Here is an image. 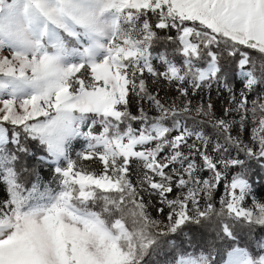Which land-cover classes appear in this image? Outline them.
Here are the masks:
<instances>
[{"label": "snow or ice", "instance_id": "6c2138e0", "mask_svg": "<svg viewBox=\"0 0 264 264\" xmlns=\"http://www.w3.org/2000/svg\"><path fill=\"white\" fill-rule=\"evenodd\" d=\"M0 50V264H264V0H0Z\"/></svg>", "mask_w": 264, "mask_h": 264}, {"label": "trees", "instance_id": "16d2710c", "mask_svg": "<svg viewBox=\"0 0 264 264\" xmlns=\"http://www.w3.org/2000/svg\"><path fill=\"white\" fill-rule=\"evenodd\" d=\"M212 96L215 100H217V106L218 108L221 107L220 100L216 97L215 91L212 92ZM10 127V126H9ZM12 145L9 144V148H11ZM44 152L43 149L37 144L32 143L29 152L25 159L21 162L26 164L28 171L33 173L32 177L25 176L24 181L28 187H31L30 180H38V182L41 185V189L43 191L44 186L55 188L56 185L52 183L53 181V168L54 164H52L51 161L49 163H40V160L44 158ZM82 167L85 169H94L99 170V164L95 161H81ZM19 167V165H18ZM2 175V174H0ZM6 185L3 183L2 179H0V195L3 194V191L5 189ZM223 193V188H219L216 193V199L218 201L219 197ZM256 195L259 199L264 200V184L258 185L256 187ZM236 231L240 233L241 241L240 246L241 247H248L249 250L254 254L257 253L258 246L254 243H249L250 238L244 234V231H242L239 226H237ZM261 236H264V232H260L259 230L256 233V239H259ZM191 237V233L188 234V236L184 237L185 243L183 244L184 251L186 252H193L194 249L192 247H189L186 243V241ZM202 242H206L208 240L215 239V233L211 232L210 230H201L197 233V239H201ZM225 247V245L222 242L217 243V248ZM200 249H195V251H199ZM167 252V254H166ZM264 254V253H261ZM226 258V256H225ZM153 261L158 262V264H172L173 261V254L169 252L167 249L165 252H161L159 256L153 257Z\"/></svg>", "mask_w": 264, "mask_h": 264}, {"label": "rangeland", "instance_id": "374dc122", "mask_svg": "<svg viewBox=\"0 0 264 264\" xmlns=\"http://www.w3.org/2000/svg\"><path fill=\"white\" fill-rule=\"evenodd\" d=\"M10 53L7 50H0V55H9ZM84 140L83 138H77L76 140L73 141L72 146H71V157L73 160L77 159V153L80 152L82 150V148L84 147ZM81 161L79 162V165H81ZM40 184V183H39ZM42 191V189H41ZM223 195V193H222ZM262 200V199H261ZM246 203L250 204L251 200L249 199ZM153 215L155 216L156 213L153 212Z\"/></svg>", "mask_w": 264, "mask_h": 264}]
</instances>
